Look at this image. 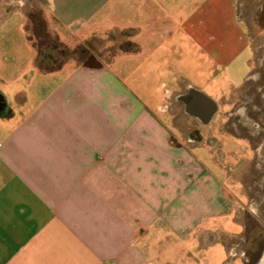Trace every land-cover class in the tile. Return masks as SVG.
<instances>
[{
	"label": "crops",
	"instance_id": "1",
	"mask_svg": "<svg viewBox=\"0 0 264 264\" xmlns=\"http://www.w3.org/2000/svg\"><path fill=\"white\" fill-rule=\"evenodd\" d=\"M239 15L247 35L264 30V0H0V264H170L171 244L174 255L177 241L189 249L201 241L193 227L225 216L220 190L207 203L193 146L170 132L181 131L169 106L144 92L138 102L124 83L140 69L145 91L189 44L230 67L253 48L248 36L226 53L227 20ZM34 16L66 56L35 41ZM138 51L115 80L113 57Z\"/></svg>",
	"mask_w": 264,
	"mask_h": 264
},
{
	"label": "rangeland",
	"instance_id": "2",
	"mask_svg": "<svg viewBox=\"0 0 264 264\" xmlns=\"http://www.w3.org/2000/svg\"><path fill=\"white\" fill-rule=\"evenodd\" d=\"M242 17L239 15L227 20L230 32L225 36L226 53L230 55L235 47L245 44L248 36L253 41V48L248 47L230 67L219 66L220 59L214 60L209 57V52L197 51L189 44L187 48L177 47L173 55L171 53V67H161L169 70L168 76L156 83L145 84V91L140 88V69L137 75L124 83L138 102L144 92L153 94L155 104L159 102L169 106L174 114L173 123L181 131L171 129L167 123L170 132L178 139L183 135L188 140V144L193 146V150H190L193 156L199 159L210 175L207 203L212 206L216 198L214 190H220L224 198L215 200L225 209V216L207 217L189 232L193 236H200L201 241L192 238L187 243H191L189 249L177 241L175 249L180 251L177 255L172 252L174 244H171L172 249L164 251L166 259L163 260L170 264H240L238 257L235 258L238 256L235 245L246 240L240 249L242 256L245 251L254 250L251 240L264 236V138L262 141L253 138L264 122V30L253 28L257 33L247 35ZM259 21L263 23V20ZM31 25L35 41L48 49L56 61L66 56L67 53H63L47 37L38 17H33ZM136 39L140 45V35L133 36L130 41L137 43ZM142 54L140 51L127 52L113 57L111 68L116 75L115 80L120 82L128 72L133 71L140 63ZM246 60H249L248 65ZM161 81H165V89L170 90L169 101L163 98L165 89L157 94L153 91ZM189 85L205 93L215 104L216 111L207 125L183 113L184 104L180 94ZM250 108L257 110L258 115L252 114V111L250 113ZM159 114H156L158 119L166 122ZM193 199L196 203L194 207L200 208V198L194 195ZM180 209L178 206L177 214L182 212ZM192 214L195 217L201 212L192 210ZM161 245L165 246L164 243ZM259 249L260 245L255 246L256 251ZM243 256L247 258L248 255ZM260 264H264V260Z\"/></svg>",
	"mask_w": 264,
	"mask_h": 264
},
{
	"label": "flooded vegetation",
	"instance_id": "3",
	"mask_svg": "<svg viewBox=\"0 0 264 264\" xmlns=\"http://www.w3.org/2000/svg\"><path fill=\"white\" fill-rule=\"evenodd\" d=\"M207 99L208 98L203 97L199 94H195L193 92L186 93V96L182 97V99H181L185 104V107L188 111V115L191 117L197 118L201 122L202 125H207L209 123L210 119L212 118V115L216 111V107H215L214 102L212 100L208 99L213 103L212 104ZM249 110H250V113L252 111V114L258 115L257 110H254L253 108H250ZM255 111H256V113H255ZM260 127H259L260 128L259 131L253 137L257 141H262V139L264 138V122H262V125H260ZM261 146H263V144ZM262 157H264V156H262ZM261 240L264 242V236H259L255 240L254 239L251 240L250 242L252 243L254 250L245 251V253H243L242 256L240 254V252H241L240 249H241V247H244L242 245V242L246 243V240H244V241L241 240V242H239L235 245L238 248V256H236L235 258L238 257L240 264H260L264 260V247L262 246V244H264V243L261 244ZM259 245H260V249L258 251H256L255 246H259ZM243 255H248V256H247V258H244L245 256H243Z\"/></svg>",
	"mask_w": 264,
	"mask_h": 264
}]
</instances>
